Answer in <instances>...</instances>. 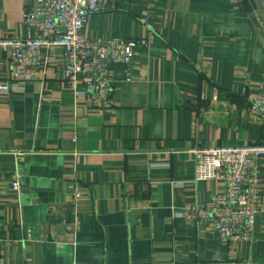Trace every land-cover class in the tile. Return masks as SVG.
Masks as SVG:
<instances>
[{"label":"crops","instance_id":"0c3cea01","mask_svg":"<svg viewBox=\"0 0 264 264\" xmlns=\"http://www.w3.org/2000/svg\"><path fill=\"white\" fill-rule=\"evenodd\" d=\"M36 4L0 0V264H264V212L252 242L181 215L223 189L194 182L196 147L264 141L248 100L264 79L254 0H107L85 37L149 42L109 64L110 110L70 91L59 49L43 50L22 88L10 83L1 43L36 38L24 24Z\"/></svg>","mask_w":264,"mask_h":264},{"label":"built area","instance_id":"2783aa9c","mask_svg":"<svg viewBox=\"0 0 264 264\" xmlns=\"http://www.w3.org/2000/svg\"><path fill=\"white\" fill-rule=\"evenodd\" d=\"M157 2L151 0L152 4ZM106 5L107 0H37L36 6L24 14V24L36 38L1 43L9 49L13 67L10 83L23 86L31 79L30 70L45 65L43 50L59 49L63 80L76 98H83L93 109H112L114 82L109 64H131L137 50H148L149 42L145 38L97 41L86 38L84 29L90 15L103 11ZM144 23L153 30L146 19ZM0 90L7 92L8 88L0 87ZM248 100L250 111L264 121V79L260 92ZM193 153L194 182L220 181L223 189L207 202L187 206L181 215L188 224L213 230L224 241L252 242L257 219L264 212L261 193L264 141L241 146L196 147ZM12 188L19 191L20 186L15 182ZM80 195L74 190L75 200Z\"/></svg>","mask_w":264,"mask_h":264},{"label":"water","instance_id":"95a60500","mask_svg":"<svg viewBox=\"0 0 264 264\" xmlns=\"http://www.w3.org/2000/svg\"><path fill=\"white\" fill-rule=\"evenodd\" d=\"M254 2L256 4L258 11L260 12L261 17L264 19V10H263L262 4H261V0H254ZM256 32H257V30H256Z\"/></svg>","mask_w":264,"mask_h":264}]
</instances>
